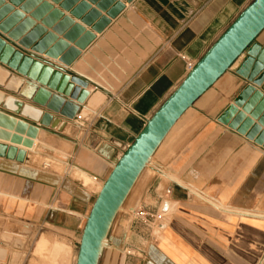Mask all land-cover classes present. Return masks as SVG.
Wrapping results in <instances>:
<instances>
[{"label":"crops","instance_id":"0c3cea01","mask_svg":"<svg viewBox=\"0 0 264 264\" xmlns=\"http://www.w3.org/2000/svg\"><path fill=\"white\" fill-rule=\"evenodd\" d=\"M68 1L42 0L31 12L44 3L51 6L32 20L58 40L73 27L60 35L54 28L63 19L44 25L55 11L95 34L70 66L13 44L87 82L89 96L82 105L53 92L79 105L77 116L69 120L3 86L0 91L19 108L0 102V111L39 128L35 148L48 143L57 153L61 143L68 145L72 154L64 164L103 185L123 155L120 145L134 141L189 74L187 65H196L254 0H116L124 9L115 18L87 0L70 5L90 4V11L107 18L101 33L61 7ZM4 2L13 8L6 19L16 12L31 18L20 10L26 1L20 6ZM242 60L195 101L153 155L158 153L159 174L145 180L141 207L145 214L162 215L160 224L152 227L131 222L126 212L117 214L99 264H264V148L218 121L247 85L236 72ZM45 116L48 124H42ZM0 144L26 149L23 162L0 156V216L65 230L78 243L94 192L79 178L29 166L35 148Z\"/></svg>","mask_w":264,"mask_h":264},{"label":"water","instance_id":"95a60500","mask_svg":"<svg viewBox=\"0 0 264 264\" xmlns=\"http://www.w3.org/2000/svg\"><path fill=\"white\" fill-rule=\"evenodd\" d=\"M9 1L17 6L26 1L20 10L23 13H31V18L24 20L23 14L16 12L6 19L13 12V8L5 4L4 0H0V86L73 120L79 112V105L84 104L89 96L85 90L88 87L87 82L67 74L61 66L25 54L13 43L24 50H31L55 60L61 65L70 66L80 56L81 50H85L94 41L95 34L86 32L83 27L75 25L72 20L55 11L50 20L43 22L44 25H51L57 19H63L54 28V32L60 35H65V30L73 27L64 36L67 42L58 40L57 35L47 33L40 26L36 27L32 20L41 19L50 11L49 4L44 3L36 12H31L36 5L42 3V0ZM78 1L69 0L61 7L71 11L72 16L81 19L82 23L92 27L96 33H101L110 22L107 18H102L98 11H90V4L97 5L96 8L100 11H107L110 18L117 17L124 9V5L116 0H87L90 4L82 3L73 9L70 5ZM125 1L131 3L133 0ZM111 6L113 8L108 10ZM34 27L35 29L29 33ZM263 32L264 0H254L163 102L134 141L129 146L120 145L123 155L104 182L87 217L76 264H99L115 217L159 146L181 116L242 57L243 60L236 72L247 85L219 116L218 121L264 148ZM69 42L75 43L76 48H71ZM53 92L75 100L79 105L72 104L54 95ZM50 120L49 116H45L42 124H48ZM38 133V127L0 111L1 141L32 148L33 139ZM23 135L26 138H23ZM0 156L23 162L26 151L0 144Z\"/></svg>","mask_w":264,"mask_h":264},{"label":"rangeland","instance_id":"374dc122","mask_svg":"<svg viewBox=\"0 0 264 264\" xmlns=\"http://www.w3.org/2000/svg\"><path fill=\"white\" fill-rule=\"evenodd\" d=\"M37 140L38 135L33 147L27 149L33 150ZM48 148H51L48 143L43 144L42 142L41 145H37L31 152L29 166L42 171H50L63 178L69 176L79 178L97 197L102 185L92 182L90 176L88 178L79 175L75 169L64 164L63 158L72 154L71 148L65 143L59 145V152L57 153L51 152ZM156 163H158V153L139 176L118 215L126 212L133 216L131 222L148 223L142 216L145 214L144 208L141 207L143 203L142 191L144 189L143 184L148 177L153 179L158 176ZM77 239L79 242L75 243L71 233L59 228L51 226L33 227L15 218L0 216V250L5 251L4 257L0 256V264H76L81 238L78 237Z\"/></svg>","mask_w":264,"mask_h":264},{"label":"bare ground","instance_id":"6f19581e","mask_svg":"<svg viewBox=\"0 0 264 264\" xmlns=\"http://www.w3.org/2000/svg\"><path fill=\"white\" fill-rule=\"evenodd\" d=\"M0 102H4V104L7 106V107H9V108H11V109H14V110H16V109H18L19 108V104H17L16 103V101H15V99H13L12 97H9V96H7L4 92H2V91H0ZM23 150H25L24 148H22ZM151 161V160H150ZM150 163V162H149ZM92 182H94V183H96L95 182V179L92 181ZM99 184V183H98ZM101 186V185H100ZM103 186V185H102ZM100 189H102L101 187H100ZM99 189V190H100ZM101 191V190H100ZM4 255H5V251H3V250H0V256L1 257H4ZM76 261H77V259H76Z\"/></svg>","mask_w":264,"mask_h":264},{"label":"built area","instance_id":"2783aa9c","mask_svg":"<svg viewBox=\"0 0 264 264\" xmlns=\"http://www.w3.org/2000/svg\"><path fill=\"white\" fill-rule=\"evenodd\" d=\"M187 66L190 71L195 67V65L192 63H189ZM142 216L143 219L148 222L145 223L148 226L157 227L162 221V215L159 214H142Z\"/></svg>","mask_w":264,"mask_h":264}]
</instances>
